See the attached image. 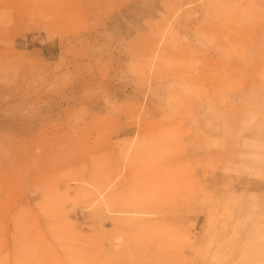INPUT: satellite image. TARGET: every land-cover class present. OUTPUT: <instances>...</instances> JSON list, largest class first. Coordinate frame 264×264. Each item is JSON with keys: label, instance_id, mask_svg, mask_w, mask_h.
<instances>
[{"label": "rangeland", "instance_id": "rangeland-1", "mask_svg": "<svg viewBox=\"0 0 264 264\" xmlns=\"http://www.w3.org/2000/svg\"><path fill=\"white\" fill-rule=\"evenodd\" d=\"M218 259L264 264V0H0V264Z\"/></svg>", "mask_w": 264, "mask_h": 264}, {"label": "crops", "instance_id": "crops-1", "mask_svg": "<svg viewBox=\"0 0 264 264\" xmlns=\"http://www.w3.org/2000/svg\"><path fill=\"white\" fill-rule=\"evenodd\" d=\"M245 192L244 196L247 195V192L248 194L251 196V195H256L258 192L257 189L253 190H249V189H245L243 190ZM240 192H236V197H239L240 195ZM221 255H230V256H236V248H234V250L229 254V250H226L224 249L222 252H221ZM221 262H223L221 259H218L217 261H214L212 264H220Z\"/></svg>", "mask_w": 264, "mask_h": 264}]
</instances>
